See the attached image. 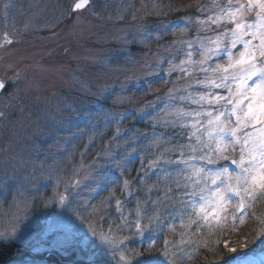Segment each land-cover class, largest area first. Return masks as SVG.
I'll return each instance as SVG.
<instances>
[{
	"label": "snow or ice",
	"instance_id": "1",
	"mask_svg": "<svg viewBox=\"0 0 264 264\" xmlns=\"http://www.w3.org/2000/svg\"><path fill=\"white\" fill-rule=\"evenodd\" d=\"M93 3L94 0H73L67 12L78 18L80 10L93 6ZM0 4L6 16L12 6L11 0H0ZM209 11L211 14L206 15ZM95 14L103 19L100 12ZM131 15L138 22L132 25L134 31L124 33V43L132 42L128 36L133 40L140 37L141 43L159 41L169 33L189 32L195 24L196 35L190 40L173 41L168 48L178 47L167 57L159 58L156 64L157 68L168 64L166 76L178 73L177 79L190 77L191 80L183 91L175 86L169 87L165 99L157 97V102L145 106L165 111L180 105L175 108L177 118L159 124L165 131H154L151 137L157 144L166 140L172 147H164L156 159L148 160L147 164L144 158H140L141 168L137 176L132 180L124 179L122 188L116 189V181H111L114 190L110 196L120 214L119 223L110 224L106 231L102 224L93 226L89 223L88 232L96 244L87 264H98L103 256H110L115 264H192L203 250L213 256L218 253L219 236L226 225L234 232L246 221L254 222L256 227L238 246L245 248L264 239V213L255 210L256 205L264 203V0H223L211 8L201 6L194 22L189 18L180 23L172 20L150 23L145 17L138 19V12ZM29 26L30 22L26 23L25 29ZM3 42L10 45L13 40L5 33ZM177 54L184 57L179 63L175 62ZM196 56L198 60L194 58ZM104 59L106 62L108 57ZM7 87V81L0 79V94ZM126 89L127 85H120L121 92ZM105 94L114 95L115 86L98 87V102ZM8 109L9 105L0 109V122L6 127L12 123L13 117V112ZM65 111L67 121L59 119V124L69 132V138L84 131L79 127L76 132L70 131L73 114L89 123L94 119L90 111L81 112L71 104L57 109L58 113ZM140 114L151 116L148 111ZM135 117L133 113L132 118ZM127 118L122 114L117 119ZM158 123L157 117L153 129ZM121 135L117 128V137ZM144 138H148L147 134ZM135 143L136 140L125 141L127 156L109 157L121 176L129 171L127 163L138 151L132 147ZM16 144H20L18 150L14 147ZM10 148L11 154L5 156L4 166L0 168V194L7 196L11 193L14 202L18 197L25 198L21 202L27 206V198L36 199L32 193L38 192L39 181L52 176L43 163L36 165L26 138L20 133H14L8 148L2 151L7 154ZM153 175L156 181L147 186V180ZM75 185L79 186V181H75ZM116 190L123 199L116 195ZM138 193H144L143 199ZM56 196L62 206L69 205V195L56 192ZM130 199L136 200L133 209L126 208ZM24 219L26 213L17 215L4 226L0 230V243H21L36 250V245L25 242L21 230ZM177 227L181 230L177 231ZM48 230L61 237L55 245H49L58 250H67L72 244L83 243L86 239L78 240L72 235L70 223L59 225L54 222ZM149 234L146 245L129 246L133 238L143 239ZM230 251L236 252L237 248L232 247ZM202 264L218 262L205 257ZM234 264L253 262L237 257Z\"/></svg>",
	"mask_w": 264,
	"mask_h": 264
},
{
	"label": "rangeland",
	"instance_id": "2",
	"mask_svg": "<svg viewBox=\"0 0 264 264\" xmlns=\"http://www.w3.org/2000/svg\"><path fill=\"white\" fill-rule=\"evenodd\" d=\"M72 2L73 0H11L12 6L6 16L0 4V79L8 83L7 89L0 95V109L9 105L8 110L13 112L12 123L7 127L0 122V168L4 166L5 156L12 152L11 148L7 154L2 150L8 148L14 133H20L26 138L28 150L36 165L43 163L45 170L52 176L51 179L39 181L38 192L32 193L36 199L27 198V206L21 202L25 198L18 197L14 202L11 193L7 196L0 194V230L17 215L24 216L26 213L21 230L24 232L25 242L30 241L37 246L33 250L17 243L19 249H25L28 255L9 264H87L96 244L88 232L89 223L93 226L102 224L105 231L110 224L119 223L120 214L115 209V200L110 196L114 190L111 181H116V189H119L123 187L124 179L131 180L130 177L121 176L109 159L117 156V153L122 156L127 154L124 151L126 140H121L122 135L117 137V128L123 134L117 118L125 115L131 108L136 110L138 116H143L140 113L149 109L130 100L127 95L128 86L133 82L138 84L140 80L152 75H163L166 81L153 94L161 93L159 96L164 99L169 87L175 86L183 91L191 80L190 77L177 79L178 73L166 76L168 64L165 63L162 68H157L156 64L159 58L167 57L170 51L178 47L174 45L173 48H168L173 45V41L190 40L196 35L195 24L189 32L169 33L172 36L170 39L163 40L162 36L159 41L141 43L140 37L133 40L132 36H128V40L132 42H123L124 33L134 31L132 25L138 22L132 19V12L139 13L138 19L154 18L155 23L169 20L164 15L169 6L163 0H94L93 6L80 10L78 18L67 12ZM218 2L223 0H198L196 12L201 6L211 8ZM174 5H178L174 8L175 12L187 7L185 5L178 8L179 2ZM97 12L103 15V19L95 14ZM61 13L64 15L61 16ZM195 14L185 16L182 20L190 18L194 22ZM210 14V11L206 13ZM121 16L124 17L123 20L119 19ZM29 22L30 26L25 29V24ZM5 33L13 40L12 44H4ZM151 43L155 44L154 47ZM132 47L140 49L133 52ZM105 57H108L106 62ZM183 58L177 54L175 62L179 63ZM194 58L199 59L198 56ZM122 84L128 88L123 92L120 91ZM104 85L115 86V94H105L98 102L97 88ZM153 91L154 89L149 90L148 94ZM154 98L148 99V102ZM65 104L78 107L81 112L90 111L94 116L89 123L73 114L70 131L76 132L77 127L84 130L73 138H69V132L59 124V119L67 121L68 118L66 111L57 112L58 107L63 108ZM123 104L127 110L121 109ZM179 107L176 104L165 111L158 110L148 120L153 125L157 123L158 117L156 128H162L159 124L177 118L175 108ZM145 132L137 134V140H143L149 160H155L164 147H172L166 140L157 144L151 139L150 143L148 138H144ZM14 147L18 150L20 144ZM137 153L138 151V158ZM75 181H79V186L75 185ZM155 181L156 179L150 185L147 183V186ZM97 184L100 186L97 187ZM56 192L69 195L68 206L59 203ZM116 195L121 196L120 191L116 190ZM138 195L143 199L144 193ZM109 203L111 207L108 206ZM135 205L136 200L130 199L126 208L133 209ZM255 210L257 213H264V203L256 205ZM54 222L59 225L70 223L72 235L78 240L86 239L83 243L72 244L67 250L49 247L61 238L48 230L49 225ZM255 227L254 222L246 221L233 232L226 225L223 234L219 236L222 244H217L218 253L213 256L203 250L192 264H202L205 256L216 259L218 264H222L224 260L226 262L223 264H234L237 257L253 264H261L264 261V239H258L245 248L238 246L245 242ZM180 230L177 227V231ZM149 238L150 234L143 239L135 237L129 246L146 245ZM41 244L44 246L40 247ZM232 247H236L237 251L231 252ZM50 257H56L57 262L50 260ZM98 264L115 262L110 256H103Z\"/></svg>",
	"mask_w": 264,
	"mask_h": 264
},
{
	"label": "trees",
	"instance_id": "3",
	"mask_svg": "<svg viewBox=\"0 0 264 264\" xmlns=\"http://www.w3.org/2000/svg\"><path fill=\"white\" fill-rule=\"evenodd\" d=\"M197 1L198 0H182V1L181 0H163V3L167 6H169V8L166 9L164 13H167L166 17H168L169 20L180 23L182 18H184L185 16H188V15L190 16L194 13H197L196 12ZM176 2L180 3V6L178 8H180L181 6H185V5H187V7L180 8V9H182L180 12H177V10L175 12L174 8L178 6V5H174ZM183 8L186 10H183ZM149 21L151 23H155L154 18L149 19ZM168 38L170 39V38H172V36L167 34L166 36H164L163 40L168 39ZM151 45L154 47L155 44L151 43ZM139 49L140 48H138V47H132L131 50H133V52H134L135 50H139ZM174 78H175V76H174ZM165 79H166V77L163 75H152V76H149L143 80H140L138 82V84H135L133 82L128 86L129 89L127 88L128 89L127 95L130 97V100L132 102L140 103L144 106H146L149 103L148 99L150 100V99H152V97H155V98L153 99V101H150V102L155 103V102H157V97H161V99H162V96H159L161 93H158V94H153V93L155 92L156 89H159L160 87L163 86L162 84L166 81ZM171 82H172V80H171ZM153 89H154V91L151 94H148L149 93L148 91L153 90ZM164 99H165V97H164ZM146 102H148V103L146 104ZM121 109L127 110V107H125V105L123 104V106H121ZM145 109H146V107H145ZM158 110L159 109H148L146 111L150 112L151 116H152V113L158 112ZM128 111L129 112L125 113V115H124V116H127L128 118L121 120L119 127L123 130V134L120 137L121 140H126V141L136 140L137 141L134 145H132V147L137 148L138 158L136 157V153L132 154V156H131L132 158L130 157L131 162L127 163L129 171L127 173H125L126 176H123L125 178L130 177L132 180L134 177L137 176L136 173L138 172V168H141L140 167L141 166L140 158H144L145 164H147V162L149 160L147 147L145 146V144H143V140H137V134L140 135L146 131L145 133L147 134L149 142L151 143V137H152L154 131L156 133H159V132H162L165 130L163 128L153 129L151 122L148 120L151 116L150 117L138 116L136 113V110H133L132 108ZM133 113L136 114L135 119L132 118ZM169 134H171V133H169ZM125 156H127V154H124L122 156L121 153H118V155H117V157H119V158L125 157ZM155 179H156V177L152 176L151 179L147 180V183L150 185V183L152 181H154ZM107 188H109V186H107ZM221 244H222V241L220 242V245ZM19 248L20 247H18L17 245H8V244L0 245V264H9L11 262L18 260L20 257H24V256L28 255L25 249H19ZM50 260L54 261L55 263L57 262L56 257H50ZM224 262H226V260H224L222 262V264Z\"/></svg>",
	"mask_w": 264,
	"mask_h": 264
}]
</instances>
